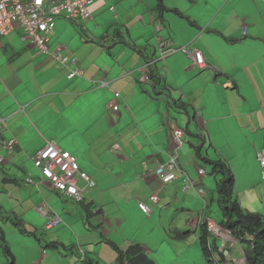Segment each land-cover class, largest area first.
I'll list each match as a JSON object with an SVG mask.
<instances>
[{"label":"crops","instance_id":"crops-1","mask_svg":"<svg viewBox=\"0 0 264 264\" xmlns=\"http://www.w3.org/2000/svg\"><path fill=\"white\" fill-rule=\"evenodd\" d=\"M162 4L193 24L171 12L159 17L156 0H93L90 19L79 24L56 19L47 35L48 48L52 54L59 47L62 56L83 70L82 77L71 80L67 76L73 65L60 66L39 53L20 32L0 37L1 136L16 141L12 152H2L0 215L16 216L27 231L85 252L93 263L117 264L106 237L123 249L140 244L150 258L158 256L156 264H180L186 249L181 252L182 244L166 241L167 232L180 226L192 231L190 259L203 258L197 226L215 201L205 200L209 175H199L200 161L191 144L198 138L184 133L185 128L203 134L207 157L228 164L243 207L247 203L253 210L255 184L264 187L256 157L264 153V0ZM120 37L143 55L118 43ZM161 45L195 48L208 68H193L178 51L160 58ZM146 60H153L163 78L158 95L151 82L141 83ZM114 92L120 94L118 100ZM175 100L185 103L190 118ZM175 130L182 132L181 138L174 136ZM49 143L73 155L92 181V188L78 182L84 204L61 196L34 168L33 158ZM171 159L175 178L163 184L157 171ZM153 195L157 202L151 201ZM263 197L261 188L258 198L264 207ZM202 200L206 208L199 211ZM139 204L148 206L149 214ZM263 207L258 211L264 216ZM93 208L100 214H90L88 229L85 210ZM50 217L59 224L46 230ZM0 227L14 264H83L62 248L43 249V243L19 233L2 217ZM230 249L229 256L238 254L236 247ZM0 264H7L1 250Z\"/></svg>","mask_w":264,"mask_h":264},{"label":"built area","instance_id":"built-area-1","mask_svg":"<svg viewBox=\"0 0 264 264\" xmlns=\"http://www.w3.org/2000/svg\"><path fill=\"white\" fill-rule=\"evenodd\" d=\"M92 4L93 0H0V37H6L11 32L18 31L21 33L23 40L31 43L39 53L51 56L60 66L73 65L74 68L70 69L67 76L69 80L82 77L83 70L76 67L75 60H69L67 56H62L59 47L56 52L50 54L47 35L53 30L56 19H65L74 24L90 19ZM242 31L245 33L246 29L243 28ZM160 49V58L176 52L175 49H167L163 45ZM179 51L187 56L193 68L199 70L208 68V64L199 50L182 47ZM145 73L146 70L140 78L142 82L147 81ZM100 85L101 87H107L104 82H101ZM113 95L115 100L120 98L118 92H114ZM112 110L117 112L118 105H113ZM4 130V122L0 117V135ZM173 134L176 138L182 137L180 130L173 131ZM15 146L16 141L14 138L3 139L2 137L0 139V163L4 161V154L12 152ZM257 159L260 166L264 168V153H257ZM33 166L40 173L43 180L48 181L55 191L71 202L79 203L83 200V190L78 187L79 181L85 182L86 188L93 187V183L88 176L80 170L76 158L70 153L62 151L53 143L47 144L36 153L33 158ZM174 167V159L169 160L166 165L159 166L157 174L163 184L169 183L175 178ZM198 173L202 175L203 171H198ZM150 199L153 202L158 200L156 195L151 196ZM139 208L144 214L150 212L145 204H139ZM58 224L59 220L57 218L50 217L45 224V229L50 230ZM208 229L215 231L216 227L209 222Z\"/></svg>","mask_w":264,"mask_h":264},{"label":"trees","instance_id":"trees-1","mask_svg":"<svg viewBox=\"0 0 264 264\" xmlns=\"http://www.w3.org/2000/svg\"><path fill=\"white\" fill-rule=\"evenodd\" d=\"M156 1L159 17L165 12H171L180 17H184L177 14L175 10L171 11L166 9L162 4V0ZM184 19L193 24L188 18L184 17ZM117 36H119V34H117ZM117 42L126 45L128 48L136 51L139 55H143L142 50L137 49V47H135L133 44L125 41L123 37H120ZM174 49L176 50V52H180V48ZM152 61L153 60H146V64L148 65L145 73L147 76V81L141 83L145 84L148 81L151 82V86L155 94L158 95L163 89L164 81L157 72V69L152 66ZM156 89H158L159 92ZM174 102L175 105H177L176 108L186 113L188 118H190L191 111H189L185 103L179 100H175ZM183 131L190 137L198 138V143H191L193 151L195 153V157L200 161L199 166L203 170L204 174L210 175L214 179L216 198H214V195L212 197L219 209L218 220L216 222L220 227L230 233L236 244L241 248L242 254L245 257L247 264H264V216L260 212L250 209L248 210V208L243 207L239 203L234 193L235 177L233 172L230 170V167L223 159H210L206 156L205 148H207L209 144L205 141L203 134L192 133L186 128ZM0 139H2L1 135ZM205 166L209 167L208 171L205 169ZM84 203V200L79 202V204ZM85 211V226L88 229H91L88 224L90 214L99 215L100 209L96 210L95 208H93L90 210V212H88V209ZM1 217L5 221L10 223L13 227H15L16 230L19 231V233L26 236H32L39 243H43V249L62 248L65 251H69L70 253L75 254V256L77 257V261H80L83 264H97L96 262L93 263L94 259L90 258L89 255H86L85 252H77L74 247L68 248L62 244L57 243L56 241H48L46 238L42 237V233H40L39 235L37 234L36 236V232L27 231L24 228L22 222L16 216L0 215V218ZM206 219L207 218L204 217L202 223L198 224L197 226V239L201 247L203 258L205 259V264H224V261H226V256L224 255L223 251H220V246L217 242V238L212 236L207 231L205 224ZM167 233L168 235H173L172 239L183 240L190 237L192 231L187 230L185 232H181L178 229H170V231H168ZM103 241L115 253L117 264H156V262L147 255L140 244H131L123 249L119 247L114 241L106 237H104ZM0 250L7 264L15 263L14 254L6 242L5 235L1 227ZM227 250L229 251V254L230 252H232L231 249ZM215 257H218L219 259L217 260Z\"/></svg>","mask_w":264,"mask_h":264},{"label":"rangeland","instance_id":"rangeland-1","mask_svg":"<svg viewBox=\"0 0 264 264\" xmlns=\"http://www.w3.org/2000/svg\"><path fill=\"white\" fill-rule=\"evenodd\" d=\"M190 48V47H189ZM182 53V52H181ZM258 161V160H257ZM250 162H251V160H250ZM200 163V162H199ZM252 163V162H251ZM258 164H259V162H258ZM259 166H260V164H259ZM242 167V165H240L239 164V162H238V165H237V169H239V168H241ZM255 167V165L254 164H252V168H254ZM261 170H262V172H260V174H259V176H260V178H261V180L263 181V185H264V171H263V169L261 168V167H259ZM205 169L208 171L209 170V167L208 166H205ZM241 173V176H244V173L241 171V170H239ZM210 179H209V178ZM207 178V183H208V186H209V188L207 187V186H203L204 187V189H205V191H206V194H207V196H206V198H205V200H208V201H210L211 200V197L214 195V198H216V193H215V183H214V179H213V177L212 176H207L206 177ZM91 181V180H90ZM238 181H239V179H238ZM261 181V182H262ZM92 182V181H91ZM259 185H261V184H259L258 182L255 184V191L254 192H252L251 193V197H252V208H253V210H255V211H257V212H259L258 211V209H260L261 207H263V204H261L260 203V198H258V194H259V191L261 190V188L264 190V187H261V186H259ZM209 190H212L210 193L208 192ZM263 199H264V197H263ZM244 203V202H243ZM263 203H264V201H263ZM200 204H201V206L199 207L198 205L196 206L197 208V210H199V211H201L202 209H204V208H206V203L202 200V201H200ZM246 205H247V203H245L244 204V206L246 207ZM190 207H192V208H194L195 207V203H190ZM247 208V207H246ZM263 210L262 211H264V207L262 208ZM218 207H217V204L215 203V202H213L211 205H210V207L207 209V211H208V216H207V218H210V219H213V220H215V221H217L218 220ZM194 211H195V209H194ZM177 225V224H176ZM178 225H180V224H178ZM178 229L181 231V232H185V231H187V228L185 227V226H180V227H178ZM170 238H169V237ZM168 236H166V241L168 240L169 242H173V244H182V247H181V252H182V250L183 249H186V251H185V253L182 255V256H180L179 257V262H180V264H186V263H194V264H203V258H202V256L200 255V257H198V258H196V259H190V251L191 250H187V248H189L188 246V244L190 243V242H192L193 241V238H187V239H183L182 241H175V240H173L172 239V236L173 235H168ZM217 242H218V244H219V246H221L222 245V240L221 239H217ZM162 246H164V244H161ZM161 246V247H162ZM187 246V247H186ZM163 248V247H162ZM190 249V248H189ZM191 249H195V247H193V246H191ZM200 251V250H199ZM63 252V251H62ZM201 252V251H200ZM161 253L162 252H160L158 255H161ZM74 257H75V255H74ZM156 260H158L159 258H158V256H156V257H154ZM153 258V259H154ZM157 264H165L164 263V261L162 260V261H158V263Z\"/></svg>","mask_w":264,"mask_h":264},{"label":"clouds","instance_id":"clouds-1","mask_svg":"<svg viewBox=\"0 0 264 264\" xmlns=\"http://www.w3.org/2000/svg\"><path fill=\"white\" fill-rule=\"evenodd\" d=\"M256 157H257V154H256ZM198 171H203V170L199 169ZM202 175H204V172ZM83 200H84V198H83ZM204 217H206V216H204ZM209 222H211L215 225V227H216L215 231H212V230L210 231L208 229V223ZM205 224H206L207 231L212 236H214L217 239L222 240V245L220 246V251H223L224 255L226 256V261H224V264H240V263L247 264L246 259L242 254L241 248L236 244L235 240L232 238V236L230 235V233L228 231L224 230L222 227L219 226V224L215 220L210 219V218H207L205 220ZM228 247H230V248L236 247L238 250V254L236 256H232V255L229 256L230 254H229V251L227 249H230V248H228ZM215 258L217 260L219 259L218 257H215Z\"/></svg>","mask_w":264,"mask_h":264},{"label":"bare ground","instance_id":"bare-ground-1","mask_svg":"<svg viewBox=\"0 0 264 264\" xmlns=\"http://www.w3.org/2000/svg\"><path fill=\"white\" fill-rule=\"evenodd\" d=\"M226 237V236H225ZM240 264H244V263H240Z\"/></svg>","mask_w":264,"mask_h":264}]
</instances>
